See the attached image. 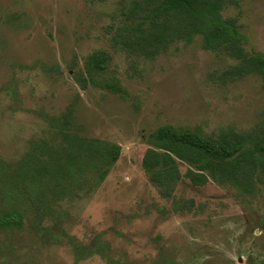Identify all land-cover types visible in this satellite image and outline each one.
Instances as JSON below:
<instances>
[{
  "label": "rangeland",
  "instance_id": "rangeland-1",
  "mask_svg": "<svg viewBox=\"0 0 264 264\" xmlns=\"http://www.w3.org/2000/svg\"><path fill=\"white\" fill-rule=\"evenodd\" d=\"M133 1L0 0V157L21 159L73 108V132L120 148L95 191L62 203L68 235L85 246L108 243L110 261L95 255L79 264H264V177L245 194L185 178L168 199L142 168L147 137L162 126L209 138L260 134L261 79L223 77L236 61L204 49L200 37L155 56L129 49L122 29L136 21ZM223 16L238 19L247 52L264 56V0H238ZM97 52L109 55L104 77L118 79L123 94L78 84ZM74 262L68 244H48L28 228L0 235V264Z\"/></svg>",
  "mask_w": 264,
  "mask_h": 264
},
{
  "label": "trees",
  "instance_id": "trees-1",
  "mask_svg": "<svg viewBox=\"0 0 264 264\" xmlns=\"http://www.w3.org/2000/svg\"><path fill=\"white\" fill-rule=\"evenodd\" d=\"M238 0H134L130 10L136 21L124 25L125 45L145 55H157L173 41L192 42L200 37L202 47L223 53L236 63L223 77L237 80L249 75L261 79L264 88V56L245 49L246 37L238 19L223 11ZM110 58L106 52L91 55L78 84H89L123 94L116 78H105ZM73 108L55 119L47 136L30 143L29 151L15 162L0 157V235L26 228L48 244L65 242L75 253L74 264L100 255L110 261L108 243L96 239L85 246L64 228L69 214L62 203L95 191L120 157V148L110 142L73 132ZM148 149L142 168L161 195L172 199L186 178L194 186L209 181L252 193L264 177V129L260 134L225 132L218 138L199 131L162 126L147 137ZM182 165L187 171L181 172ZM175 203V202H174ZM182 205L174 204L175 210Z\"/></svg>",
  "mask_w": 264,
  "mask_h": 264
}]
</instances>
